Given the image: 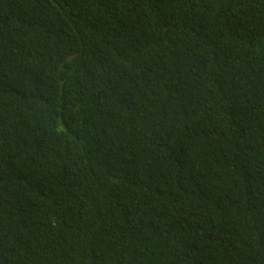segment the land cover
<instances>
[{
  "label": "trees",
  "instance_id": "1",
  "mask_svg": "<svg viewBox=\"0 0 264 264\" xmlns=\"http://www.w3.org/2000/svg\"><path fill=\"white\" fill-rule=\"evenodd\" d=\"M0 264H264V0H0Z\"/></svg>",
  "mask_w": 264,
  "mask_h": 264
},
{
  "label": "water",
  "instance_id": "2",
  "mask_svg": "<svg viewBox=\"0 0 264 264\" xmlns=\"http://www.w3.org/2000/svg\"><path fill=\"white\" fill-rule=\"evenodd\" d=\"M74 57H71L69 60H72Z\"/></svg>",
  "mask_w": 264,
  "mask_h": 264
}]
</instances>
